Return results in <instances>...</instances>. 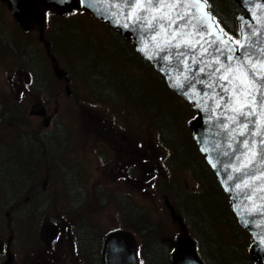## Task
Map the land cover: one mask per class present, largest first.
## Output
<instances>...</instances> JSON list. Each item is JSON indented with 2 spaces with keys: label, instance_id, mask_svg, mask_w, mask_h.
I'll return each mask as SVG.
<instances>
[{
  "label": "rangeland",
  "instance_id": "374dc122",
  "mask_svg": "<svg viewBox=\"0 0 264 264\" xmlns=\"http://www.w3.org/2000/svg\"><path fill=\"white\" fill-rule=\"evenodd\" d=\"M39 10L43 17H49L44 18L43 28V37L49 43V53L56 58L59 66L67 71L70 83L65 84L53 74L51 61L39 40L40 25L32 21L29 29L24 31L10 14L6 3L0 0V31L4 37L11 38L13 42L12 48L0 45V179L2 182V185L0 184V239L8 238L3 218L5 213L3 193L5 194L7 187L20 186L21 182L19 181L18 185L13 184L11 177L19 174L21 178L24 176L23 172L27 171L29 179L32 167L48 168V184L43 193V201L37 206L38 213L32 224V234L29 225L25 226L22 219L12 220L10 250L16 253V264L39 262V260L36 261L35 251L37 243L41 240V237L38 240V236L41 235L40 228L51 218L60 219V222L62 218L66 221L70 218L86 221L96 239L99 238V243L109 231L123 228L122 217L114 201L116 196L132 200L136 208L145 212L149 230L155 229L159 233L165 254L167 251L169 253L181 229L178 223L172 220L169 211L165 208L164 200L167 198L173 205L174 197L171 192L173 186L184 192H194L197 190V184L184 163L173 162L171 147L166 148V144L160 141L158 135L160 132L166 135L169 127L177 125L180 133L189 135L191 130L187 121L194 114L193 110L179 97L175 107L168 104L172 93L165 89L153 72L143 62L138 64L133 57L124 58L126 53L135 52L130 38L120 37L115 33L116 30L107 28V25L87 12L72 10L73 12L57 13L53 7L46 9L42 6ZM66 19L69 21L68 28L61 27V38H57L53 26H57L59 21H66ZM68 30L73 31L74 37H70ZM238 38L239 30L234 39ZM30 47L34 48L39 55L44 53V65L47 64L48 70L43 73L48 75L46 81L49 84L48 92L44 96L41 90L29 87L31 75H28L25 68L31 61L27 54ZM84 61L87 62L84 63ZM84 64L86 66L83 69H87L84 72L98 80L111 99H93L87 79L80 70V66ZM115 76L133 77L134 81L126 84L113 79ZM34 81L33 78L32 83ZM67 85L69 94L66 92ZM124 89L128 92H124ZM132 89L135 93H132ZM38 104L47 108V114H52V120L65 131L64 139L60 132L59 140L54 138L51 141L52 147L43 151L32 138V134L37 133L41 118L29 114ZM97 122L111 124L110 128L114 133L112 135L116 134L114 131L116 130L128 144L138 148V152H147V148L150 147L153 158L155 155L160 164L163 162L165 164L169 157L170 172L165 175L162 167L163 173L153 176V186L144 188L131 185L126 178L123 182L117 180L112 169L103 172V169L108 167L106 162L109 160L105 141L95 130ZM178 131L175 129V132ZM190 139L194 143L192 135ZM182 148L185 149L184 143ZM53 149L55 151L60 149L59 154L54 158ZM25 152L30 154L27 156L26 166L23 165L24 161L20 160L22 154H26ZM183 153L185 154L184 151ZM62 168L70 173L72 180L78 173V183L91 184L85 190L86 197L78 207L71 206L66 200L65 186L61 181L60 169ZM36 173L35 181L41 176L38 172ZM46 175L44 173V176ZM44 179L45 177L42 181ZM71 185L67 187H73ZM225 197L230 206L228 197L226 195ZM212 198L215 202H220L216 193L215 196L212 195ZM79 199L73 194V198L69 201L73 204ZM27 208L30 212L32 209L34 213L37 212L32 204L27 205ZM2 221H4L3 224ZM188 236L191 237L189 233ZM244 238V249L249 255L251 238L248 232ZM84 244L89 249L91 242H86L84 238ZM71 247L70 242V249ZM62 249L63 247H58L53 254L60 258ZM78 252L82 253L80 257L87 261L92 263L96 261L94 253L85 250ZM2 261L3 259H0V262Z\"/></svg>",
  "mask_w": 264,
  "mask_h": 264
},
{
  "label": "water",
  "instance_id": "95a60500",
  "mask_svg": "<svg viewBox=\"0 0 264 264\" xmlns=\"http://www.w3.org/2000/svg\"><path fill=\"white\" fill-rule=\"evenodd\" d=\"M6 3L12 17L20 25V27L27 31L30 27V23L34 21L39 24V40H41L45 46L48 47L49 43L43 37L44 17L40 14V6L46 9L53 7L57 13L70 12L72 9H82L83 11L90 13L96 19L102 21L113 29H116L121 37L131 38L132 45L137 54H139L146 62H148L152 68L160 74L169 90L180 97L186 104H188L195 116L189 120L188 127L192 132L193 140L198 148L199 153L204 157L206 164L214 172L219 185L227 195L230 208L234 214L237 224L240 228L246 230L251 238V245L249 249V255L251 260L255 264H264V181L256 180L252 182L250 189H245L243 192L235 189L236 183H241L242 180L234 179L232 181L227 180L228 175L239 177L241 174L233 171L231 165L239 163L235 159L233 153L237 148V143L243 137H237L233 140L230 135V129L233 125L229 124V129H224L223 124L229 123L227 117L232 115L231 111H225L223 105L220 108L215 107V102L212 99H208L205 104L202 99L205 92L212 95L213 89L207 87V84L212 82L208 78V73L213 69L205 68L204 73L199 74L200 79H204V84H196L195 93L188 87L189 80L192 79L193 74L198 71L199 63L193 64L191 56L194 54L187 49H181L188 57L187 68L185 71V64H179L175 55L170 60H162L160 57L164 56L166 52H160L153 47V42L150 41L149 36L151 33H145L143 29H138L134 26L124 27L125 15L120 12L116 7L120 3V0H3ZM243 13L239 14L236 18L239 25L240 38L242 40L243 34L249 31L248 25L261 29L258 36H253L252 40L257 42V48L264 47V28L257 23L255 17L264 19V0H234ZM185 2H191V0H185ZM200 3L206 6L200 10V13H208L211 16V20L207 21L208 24H213V27L208 28V31L213 36L217 34L218 26L213 19L212 14L207 9V4L204 0H199ZM259 6V7H258ZM126 11V10H125ZM247 22V23H245ZM229 37L226 35L225 39ZM147 43V50L140 51ZM234 47H239L234 45ZM49 52V48H47ZM176 51V50H172ZM211 51V49H209ZM199 59V53L196 52ZM149 56L152 58L150 59ZM52 61V68L57 79H62L66 76V72L58 67L56 59L50 55ZM205 61L211 59L210 56L205 55L203 57ZM223 60V56H221ZM217 65L213 64V68ZM181 76V79L185 85L183 89L173 87V80L171 77H175L177 74ZM187 75L189 80H184L183 77ZM184 91L189 93L188 96L184 95ZM215 91L219 92V88ZM66 92L69 90L66 88ZM191 97V98H189ZM215 109V111H213ZM223 113V114H222ZM31 115H38L42 117V125L47 127L49 125V116H46V111L43 106H37L34 110L29 112ZM114 134L110 128L105 135L110 139V136ZM259 139V138H257ZM231 145V147L229 146ZM228 153V155H224ZM236 155H239L237 152ZM264 170L257 158L254 168H249L248 171L251 175H260V171ZM255 192V195L251 199H246L245 193L249 195L251 192ZM172 220L176 221L181 229V234L176 240L175 247L170 253L171 264H203L202 260L197 254L196 245L194 240L188 236L187 228L177 213H175L173 206L166 201ZM45 231L49 236L53 237L56 234V226L52 223L46 225ZM7 260L5 264H9L12 261V255L6 249ZM100 259L102 264H136L137 262V242L135 235L126 229L114 230L106 234L101 242Z\"/></svg>",
  "mask_w": 264,
  "mask_h": 264
},
{
  "label": "snow or ice",
  "instance_id": "6c2138e0",
  "mask_svg": "<svg viewBox=\"0 0 264 264\" xmlns=\"http://www.w3.org/2000/svg\"><path fill=\"white\" fill-rule=\"evenodd\" d=\"M205 6L199 0H120L116 5L125 15L124 27L131 25L143 29L145 33H151L149 39L153 42V47L166 52L160 57L162 60H170L175 55L178 63L185 64V71H188V57L181 49L194 53L191 56L192 63L204 66L198 68L191 80L187 75L183 77L184 80H189L188 87L194 93L197 83H205L204 79L199 78V74L204 73L206 67L213 69L208 73L212 82L207 84L208 88L213 89L212 95L205 92L202 99L205 104L208 99H212L216 108L223 105L225 111H231L232 115L227 117L229 123L223 124V128L227 130L231 124L233 127L229 132L230 137L233 140L243 137L233 153L239 166L231 165L233 171L241 175L227 176L228 181L242 180V184H235V189L243 192L251 188L253 181H264V170L257 169L260 171L259 176L246 171L255 167L257 158L264 165V47L257 48V42L252 40L253 36L260 34L261 29L249 24V31L243 34V42L233 41L231 37L225 39L226 34L222 29H218L213 36L208 31V28L213 27V24L207 23L212 19L210 14L200 13ZM254 19L264 28V19L255 15ZM233 44L239 47H234ZM146 50L147 43L140 51ZM196 52L199 53V59ZM205 55L211 59L205 61ZM213 64L217 66L213 68ZM170 79L173 80V87H185L179 73L175 77L170 76ZM216 88H219V92L215 91ZM183 94L189 95L187 91ZM237 152L239 155H236ZM254 195V191L250 195L245 193L246 199H251Z\"/></svg>",
  "mask_w": 264,
  "mask_h": 264
},
{
  "label": "trees",
  "instance_id": "16d2710c",
  "mask_svg": "<svg viewBox=\"0 0 264 264\" xmlns=\"http://www.w3.org/2000/svg\"><path fill=\"white\" fill-rule=\"evenodd\" d=\"M205 1L207 3L209 12L216 19L220 29H222L227 35L234 39V37L238 35V24L236 17L242 13L236 2L234 0ZM68 23L69 21L66 19V21H59L57 26H53V31H55L57 38H61L62 35L60 28H68ZM107 28L111 29L108 26ZM112 30L114 31V29ZM67 32H69V30ZM115 33L118 34L117 31H115ZM73 34V31L69 32L70 37H74ZM12 43V39L9 37H4L0 31V45L4 46L5 48H12ZM122 47L125 48L124 46ZM27 54L31 59L25 68L31 75V85H29V87L35 90H41V94L44 96L46 92H48L49 85L46 81L48 79V75H44L43 73V71L48 70L47 64L45 63L46 66L44 65V53L42 52L39 55V53L36 52L34 48L30 47ZM129 57H133L138 64L143 62L153 72L154 76L163 83L165 89L172 93V98H170L168 104H170L172 107H175L178 96H176L171 90L167 88L162 76L154 71L151 65L143 60L136 52L132 51V54L126 53L124 56L125 59ZM86 62L87 61H84V63ZM85 66V64L80 66V70L82 75H85V79H87L90 93L94 96L93 99H111V97L107 95L109 93L104 90V88L99 84L98 80L91 78L90 75H87V73L84 72L87 70L83 69ZM92 75L94 76V74ZM33 78L35 80L34 83H32ZM113 79L116 81L126 82V84H131L134 81L133 77L130 78L128 76H121L119 78L118 76H115ZM140 80L135 81L140 82ZM141 84L143 83L141 82ZM123 91L128 92L127 89H124ZM132 93H135L133 89ZM118 102L120 101L118 100ZM193 116L194 114L190 117V119ZM175 129L178 131V125L176 127H169L167 129L166 135L160 132L158 137L160 141L162 140L161 142L163 144H166V148L167 146L171 147L173 151L172 155L174 157L173 162L178 161L180 163H184V165L189 168L191 175L196 181L197 190L194 192H184L175 186L172 187L171 192L172 197H174V203H172L173 207L183 219L188 233L194 239L198 256L202 260L203 264H255L250 259L247 251L244 249V237H246L247 232L246 230L240 228L237 224L236 218L234 217L230 206L226 202L227 199L223 194L214 173L210 170L202 155L198 152L196 144L194 145L190 139L192 135L191 131L189 137L187 133L183 134V132H175ZM61 136L64 139L65 134L63 131L61 132ZM53 139L54 137H52V133L50 132L47 135L40 134L36 137L35 141H37L38 145L43 151L44 149L48 150L49 147L52 146L51 141ZM182 143H184L185 149L182 148ZM41 144H43V146H41ZM169 159L170 158H167V161H169ZM64 169L65 168H62L60 170V173L62 174L61 181L65 185L66 198L69 200L73 198V191L71 188L67 187V185L69 186L72 184L73 180L70 176V173ZM170 170L171 169L168 168L166 174L170 172ZM215 193L219 197V203L215 202L212 198V195L215 196ZM5 197L6 195L3 193V199ZM206 198H208V201H206ZM6 201L7 200L4 202ZM114 201L117 204L118 212L121 214L124 226L123 228L132 230L139 239L141 264H171L169 259L171 249L169 250V253L167 251L165 254L162 246L163 241L161 236H159V233L155 229L149 230L147 224L148 219L145 212L142 209L133 206L131 200L128 198H118V196H116L114 197ZM212 222H214L213 225ZM94 240L97 239H86V242L90 241L93 246ZM92 253H94L93 250Z\"/></svg>",
  "mask_w": 264,
  "mask_h": 264
},
{
  "label": "flooded vegetation",
  "instance_id": "af4514ba",
  "mask_svg": "<svg viewBox=\"0 0 264 264\" xmlns=\"http://www.w3.org/2000/svg\"><path fill=\"white\" fill-rule=\"evenodd\" d=\"M43 47L46 51V55L49 57V60L51 61L50 55L47 51V48L49 47L45 46L44 44ZM50 65L52 68L51 63ZM28 75H30V73H28ZM61 80L65 84L67 83L69 85L70 83V79L68 77L67 79L63 78ZM37 106H40V104H38ZM45 109H46V115L50 116L49 125L45 128L40 122L41 124L40 126H38L37 133L32 134L34 143L37 142L35 141L36 137L44 133L47 135L51 132L52 137L57 138V140H59L60 137L61 131L59 124H57L56 121L52 120L53 119L52 114H47V108ZM110 127L111 124L104 122H97V124L95 125V130L99 132V135L105 141L104 142L105 150L108 153L107 158L109 161L106 162V165L108 164V167H105L103 169V172H107L108 169H112L117 176V180L123 182V180L126 178V180H128L131 183V185L136 186L137 188L141 186L142 188L152 187L153 176L163 173L162 167L164 169V174L166 175L167 169L169 168L167 159L165 161V164L164 162L163 164L162 163L160 164L155 155L153 158L151 154L152 149L150 147L147 148L148 150L147 152L146 151L138 152V148H134L130 144H128L126 139L122 135H120L116 130H114L116 134L111 135L110 139H107V137L105 136V132L110 130ZM41 146H43V144H41ZM58 154H59V150L57 151H55L54 149L52 150L53 158L55 155ZM29 155L30 154L27 153L22 154V157L20 158L21 161L22 160L24 161L23 165L25 166L27 165V160H28L27 156ZM97 168L100 169L99 167ZM39 169L42 168L32 167L30 170L31 173L29 175V179L27 176V171H24L25 173L23 172L24 176L21 178L19 174L13 175L11 177L13 184L18 185L19 181H21L20 186H16L14 188H8V187L6 188L7 190L5 191V195H6L5 200L7 201L4 202L5 213L3 218L5 220L6 232H8V238L7 240L0 239V259H3V261L0 262V264H5L7 260V254H6L7 248L12 255V261L9 264H16V258H15L16 253L10 250V242L12 239L11 228L13 226L12 220L19 218L22 219L24 221L25 226L29 225L30 232L32 234L31 231L32 224L35 218L37 217L36 214L38 213L37 206L42 203L43 193L48 184V179H47L48 168L42 170ZM36 172H38V174L41 176L39 179L35 181V176L37 175ZM71 172L73 173L74 171H72L71 169ZM44 173L47 175L44 176ZM44 177L45 179L42 181V178ZM77 177H78V173L75 174V177L73 176V183L71 185L73 187H71V189L75 191L73 194L80 199L78 200L77 203L72 204V201H69L71 199L68 200L66 198L68 203L74 207H78L82 204L83 200L86 197L85 190L91 186V184L78 183ZM0 184L2 185L1 179H0ZM131 202L133 204L132 200ZM29 204H32V206L36 208L37 210L36 213H34L33 209L30 212V209L27 208V205ZM166 209L168 210V208ZM13 212L17 214H14ZM62 219L63 220L60 222V219L56 220L54 218H51L45 221L44 224H42L40 228L41 235L38 236V240L39 237H41V240H39L40 242L37 243V250L35 251L36 261L39 260L37 264H102L100 259V248H101L102 239L105 235L101 238L100 243L98 238V240H94L93 246L91 244L89 249H87L83 242V239L84 238L91 239L96 237L95 234L91 231L92 229L88 227L86 221L84 220L78 221L75 218H70L67 221L64 218ZM3 223L4 221H2V224ZM48 223H52L56 226V234L53 237L49 236V234L45 231L46 225ZM71 238L73 239L72 241L70 240ZM70 242L72 246L71 249H70ZM58 247H63L60 258L56 257L53 254V252ZM138 248H139V244H138ZM68 249H70L69 252ZM84 250L87 252H92V250L94 251L95 254L94 258L96 259L94 263L80 257L82 256V253L78 251H84Z\"/></svg>",
  "mask_w": 264,
  "mask_h": 264
}]
</instances>
